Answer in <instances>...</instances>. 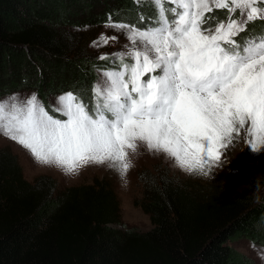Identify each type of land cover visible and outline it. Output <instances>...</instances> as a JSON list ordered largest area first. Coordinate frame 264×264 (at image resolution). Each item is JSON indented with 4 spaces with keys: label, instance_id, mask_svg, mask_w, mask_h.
Segmentation results:
<instances>
[{
    "label": "trees",
    "instance_id": "trees-1",
    "mask_svg": "<svg viewBox=\"0 0 264 264\" xmlns=\"http://www.w3.org/2000/svg\"><path fill=\"white\" fill-rule=\"evenodd\" d=\"M162 5L173 8L166 0ZM157 12L153 0H0V98L31 91L51 114L48 96L72 92L91 109L95 72L119 61L90 52L78 24L86 32L111 17L143 29ZM228 15L226 9L205 13L218 20ZM246 28L235 39L264 32V21ZM74 76L82 82H64ZM139 180L142 198L133 204L152 228L122 232L112 228L121 219L107 181L63 191L48 176L30 183L16 157L0 150V264H254L230 243L264 247V201L254 205L216 186L182 182L165 168Z\"/></svg>",
    "mask_w": 264,
    "mask_h": 264
},
{
    "label": "snow or ice",
    "instance_id": "snow-or-ice-1",
    "mask_svg": "<svg viewBox=\"0 0 264 264\" xmlns=\"http://www.w3.org/2000/svg\"><path fill=\"white\" fill-rule=\"evenodd\" d=\"M153 3L158 12L143 29L109 17L105 26L123 30L130 44L112 54L119 64L97 69L91 109L68 92L53 108L67 119H57L35 94L11 95L0 100V135L66 175L107 162L121 178L140 145L203 176L241 132L253 152L264 149V32L235 39L264 21V0ZM213 7L227 9V20L206 17Z\"/></svg>",
    "mask_w": 264,
    "mask_h": 264
},
{
    "label": "rangeland",
    "instance_id": "rangeland-1",
    "mask_svg": "<svg viewBox=\"0 0 264 264\" xmlns=\"http://www.w3.org/2000/svg\"><path fill=\"white\" fill-rule=\"evenodd\" d=\"M166 1H169V5H173V8H175L174 0ZM212 9L218 8L213 7ZM233 15L238 17V12ZM166 16L172 18L173 14H166ZM78 25L80 26L78 35H81L83 42L88 41V50L98 58L102 55L123 51L125 46L130 44L123 30L106 27V24H103L84 32L82 24ZM69 32L68 37H75L73 34L75 33L74 30ZM101 36L108 39L101 40ZM110 37H116V39H110ZM95 78L96 83L100 79L98 71L95 72ZM65 81L70 84H78L82 82V79L74 76L64 79ZM33 94L35 93L23 90L11 95H17L21 100H24ZM63 94H66V92L48 96L47 101L51 109V114L49 115L53 116V118L67 119L61 116L59 112L53 111V108L58 106L57 98ZM11 95L2 97L0 100L6 99ZM246 140V135L241 132L240 135L234 136V139L229 144L220 148V161L211 168L206 169L209 173L207 176L187 174L186 171H182L175 166L173 159L166 157L163 153H149L143 145L138 147L136 153L129 154L131 167L123 178H121L118 171L109 167L107 162L104 164L85 165L79 169L78 174L66 175L61 168L54 165L42 166L36 163L27 150L2 135H0V150L7 151L16 157L21 167L23 178L30 183L39 176H48L56 182L57 190L63 191L69 187L91 185L95 179L107 181L118 199L121 219V226H112V228L122 232L128 230L136 233H145L152 228L149 217L139 207L134 206L133 202L142 198V183L139 180V176L146 172L152 173L156 167L167 169L170 174L182 182L189 181L207 187L216 186L220 191L234 192L243 196V198L247 199V202L254 205L264 201V149L253 152L247 146ZM230 246L244 257L252 260L254 264H264L263 246L253 244L245 239L232 242Z\"/></svg>",
    "mask_w": 264,
    "mask_h": 264
}]
</instances>
